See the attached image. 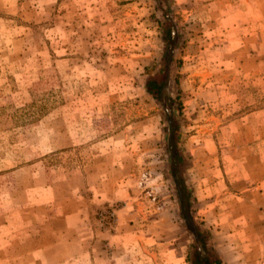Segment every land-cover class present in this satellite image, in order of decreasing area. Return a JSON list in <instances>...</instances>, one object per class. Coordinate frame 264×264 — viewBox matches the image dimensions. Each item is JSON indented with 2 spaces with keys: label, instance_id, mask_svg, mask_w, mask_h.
Here are the masks:
<instances>
[{
  "label": "rangeland",
  "instance_id": "obj_1",
  "mask_svg": "<svg viewBox=\"0 0 264 264\" xmlns=\"http://www.w3.org/2000/svg\"><path fill=\"white\" fill-rule=\"evenodd\" d=\"M0 264H264V0H0Z\"/></svg>",
  "mask_w": 264,
  "mask_h": 264
},
{
  "label": "trees",
  "instance_id": "obj_2",
  "mask_svg": "<svg viewBox=\"0 0 264 264\" xmlns=\"http://www.w3.org/2000/svg\"><path fill=\"white\" fill-rule=\"evenodd\" d=\"M173 155H174V162H173V165L174 167H176V165L178 164L179 162V156L176 152H173ZM174 171V170H173ZM182 202H183V210L186 212L187 211V202L185 201L184 197L182 196Z\"/></svg>",
  "mask_w": 264,
  "mask_h": 264
}]
</instances>
